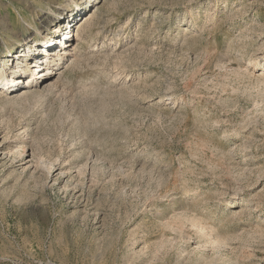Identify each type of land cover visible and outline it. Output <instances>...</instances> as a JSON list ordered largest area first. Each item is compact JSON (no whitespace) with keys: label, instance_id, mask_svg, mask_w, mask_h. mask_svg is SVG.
Listing matches in <instances>:
<instances>
[{"label":"rangeland","instance_id":"1","mask_svg":"<svg viewBox=\"0 0 264 264\" xmlns=\"http://www.w3.org/2000/svg\"><path fill=\"white\" fill-rule=\"evenodd\" d=\"M86 1L0 0V264H264V0Z\"/></svg>","mask_w":264,"mask_h":264},{"label":"bare ground","instance_id":"2","mask_svg":"<svg viewBox=\"0 0 264 264\" xmlns=\"http://www.w3.org/2000/svg\"><path fill=\"white\" fill-rule=\"evenodd\" d=\"M91 1V0H90ZM109 1V0H106ZM105 1V2H106ZM97 2V0H95L92 4L89 2H85L86 5H88V7L92 6L94 7L95 3ZM112 2V1H110ZM84 3V5H85ZM109 3V2H108ZM98 6V4L95 5V7ZM72 11L71 9L66 13V14H62V16H60L59 20H58V24L56 25V29L60 28V30H63L65 27L69 28V26H71V23L75 20V18H77V15L80 12H83L85 9L81 7V2H73L72 3ZM111 7V6H110ZM76 11V12H75ZM91 13V12H90ZM88 13V14H90ZM86 15L84 18H86L89 15ZM65 15V16H64ZM157 18L158 14H154ZM93 16V15H92ZM91 16V17H92ZM61 17L63 18V20H61ZM90 17V16H89ZM94 17V16H93ZM47 19V18H46ZM43 21V28H45V26L47 25V22ZM93 19V18H92ZM86 21V20H85ZM87 21H88V17H87ZM86 21V22H87ZM86 24V23H85ZM50 25V23H49ZM93 25H91V21L90 23H88L86 26H78L77 27V31L76 34L78 36V38H80V40L78 41L77 45H75L76 47L74 48V50L77 52V50L79 48L82 47L81 45V40L83 39L80 35H78L80 32H83L86 28L92 30ZM47 27V26H46ZM85 30V31H86ZM89 31V30H88ZM100 31V30H98ZM18 31H15L14 33L11 34L12 39L10 40V42H17V43H21L20 47H23V49L18 53L17 58L12 59V65L15 67V69H13V71L8 72L9 74L5 73V69L2 68V66L0 67V83L3 84V90H6V92L10 93L8 94V96H10L11 98V102L14 104H22L25 101H37L38 99L44 98L45 95L52 93L55 89H56V83H52L51 80L53 79V76L56 75V68L59 67L62 62L64 61V58H62V56L57 55V48H53V49H38L35 43H31L29 38L26 39H21L20 36H16ZM41 32V30L39 31ZM56 32V31H55ZM54 32V33H55ZM11 33V32H10ZM61 34H63V31L60 32ZM82 34V33H81ZM84 34V33H83ZM50 35V34H49ZM65 35V34H64ZM53 36V35H52ZM51 36V37H52ZM56 37V36H55ZM53 36V38L48 42V44H52L53 41H55L56 39H58L57 37L55 38ZM59 39H61V41L63 40V42H66L67 38L66 36H61L59 37ZM108 42H104V46L98 50H101L103 53L106 52L109 47H108ZM42 46V45H41ZM14 47V44L11 43L9 46V51L11 52L12 48ZM15 48V47H14ZM42 48V47H41ZM47 48V47H46ZM100 51V52H101ZM33 52V53H32ZM51 52V53H50ZM75 54V57L80 56L78 54V52H80V50ZM48 54H50L49 56H47ZM61 54V53H60ZM69 54V53H68ZM77 54V55H76ZM95 55V54H94ZM32 59H34L33 61H30L27 66H34L35 70L32 71L31 76L28 77L27 81L29 80V83L27 84L26 87H23L20 91L18 90V84L20 83L19 80L20 79V74L23 71L21 68H18L16 70V67L23 63L26 62V59H28V57H30ZM43 56V58H42ZM83 56V55H82ZM74 57V58H75ZM93 57V56H92ZM91 57V58H92ZM81 58V57H80ZM84 58V57H83ZM24 59V60H23ZM79 59V57H78ZM102 60V58L98 59V58H93V60ZM46 62V64L48 65L46 68L43 69V62ZM74 60V59H73ZM105 62H107V60H104ZM11 62V60H10ZM85 62V61H84ZM74 63V62H73ZM8 64V63H7ZM5 64V65H7ZM80 64V63H79ZM28 66V67H29ZM79 66V65H78ZM82 66V63H81ZM103 66V65H102ZM105 66V65H104ZM80 67V66H79ZM78 67V68H79ZM71 69V68H70ZM39 71H44V75L37 77V75H39ZM13 72V73H12ZM16 72V73H15ZM12 73V74H11ZM41 73V72H40ZM23 74V73H22ZM60 74V73H59ZM63 74V73H62ZM50 75V76H49ZM118 75L120 76V80L125 82H129L132 80L133 78V74L131 72H122V73H118ZM61 77V76H60ZM60 79V78H59ZM19 80V81H18ZM59 85V84H58ZM62 87V86H61ZM88 91V90H86ZM20 92V94H19ZM2 94V93H1Z\"/></svg>","mask_w":264,"mask_h":264}]
</instances>
